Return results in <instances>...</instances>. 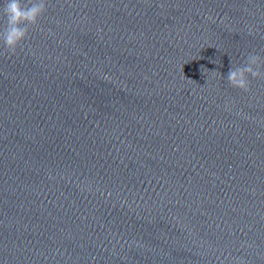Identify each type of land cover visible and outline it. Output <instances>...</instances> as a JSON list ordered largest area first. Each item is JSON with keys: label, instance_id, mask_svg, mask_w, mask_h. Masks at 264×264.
<instances>
[{"label": "clouds", "instance_id": "clouds-1", "mask_svg": "<svg viewBox=\"0 0 264 264\" xmlns=\"http://www.w3.org/2000/svg\"><path fill=\"white\" fill-rule=\"evenodd\" d=\"M47 5L48 0H3L0 4L4 21L0 42L9 55H14L29 38L30 31L39 25L48 10ZM226 80L230 87L249 92L252 80L264 81V56L257 52L247 53L242 66L229 69Z\"/></svg>", "mask_w": 264, "mask_h": 264}]
</instances>
